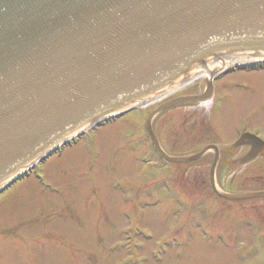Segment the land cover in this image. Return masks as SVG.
Listing matches in <instances>:
<instances>
[{
	"label": "rangeland",
	"instance_id": "374dc122",
	"mask_svg": "<svg viewBox=\"0 0 264 264\" xmlns=\"http://www.w3.org/2000/svg\"><path fill=\"white\" fill-rule=\"evenodd\" d=\"M215 85L208 102L180 104L155 117L153 131L166 153L188 155L210 144L233 151L239 129L264 140V70L229 74ZM204 89L201 77L163 102ZM160 103L49 157L38 165L43 182L32 173L0 194V264H264V247L256 245L260 250L251 256L238 251L251 247L248 238L260 231L264 199L217 197L211 158L160 161L144 130ZM242 156L236 148L223 160L229 166H222L217 186L263 190L264 157L232 161Z\"/></svg>",
	"mask_w": 264,
	"mask_h": 264
},
{
	"label": "water",
	"instance_id": "95a60500",
	"mask_svg": "<svg viewBox=\"0 0 264 264\" xmlns=\"http://www.w3.org/2000/svg\"><path fill=\"white\" fill-rule=\"evenodd\" d=\"M262 64L264 0H0V194L70 139L205 76L202 94L153 110L146 135L173 164L211 151L220 198H264L217 187L218 147L168 155L152 129L170 107L209 101L218 76ZM242 144L252 149L239 164L262 146L249 133L234 146Z\"/></svg>",
	"mask_w": 264,
	"mask_h": 264
},
{
	"label": "flooded vegetation",
	"instance_id": "af4514ba",
	"mask_svg": "<svg viewBox=\"0 0 264 264\" xmlns=\"http://www.w3.org/2000/svg\"><path fill=\"white\" fill-rule=\"evenodd\" d=\"M199 79H197L195 81H198ZM203 83H204V80H203ZM215 83H216V81L214 82V85H215ZM216 91H217V89H216ZM200 93H202V91L201 92H198L196 94H200ZM193 95H195V94H193ZM233 143L234 142H231V144H230L231 145V148L233 149V151L223 150L222 148L219 149V162H218V167H217V171H216L217 178H219V176H220L219 173L221 174L222 171H224V170L226 171V168H222V166H226V165L229 166L227 164V162H224L223 160H229L230 158H232V156L234 154V150H236V148H239V149L242 150V155L243 156L250 150V147L249 146H246V145H243L241 147H233L232 146ZM203 147H201L198 151H200ZM213 155L214 154L212 152H208V153H206L204 155L203 158H211V159H213ZM260 156L264 157V146H263V148L261 149L260 153L258 154V156L256 158H258ZM239 159L240 158H238V159L237 158H233L232 161L235 162V164H236L237 160H239ZM221 189L224 190L223 188H221ZM224 191L229 192L228 190H224ZM226 202H228V201H226ZM183 204H186V201L185 200H184ZM214 224H217V223L214 222ZM247 225H248V228L249 229H254L255 228V225H254L253 222H250ZM259 225H260V231L255 232V234L253 235V238H251V239L248 238V240H247V242L249 243V245H252V246L251 247H248V248H245V249H239L238 251H244V252L246 251V252L249 253L247 255L248 256H251L252 255V252H255V251H259L260 250V249H256L255 248L256 245L264 247V221H261V222L259 221ZM202 234H207V232H203V233H201V235Z\"/></svg>",
	"mask_w": 264,
	"mask_h": 264
}]
</instances>
